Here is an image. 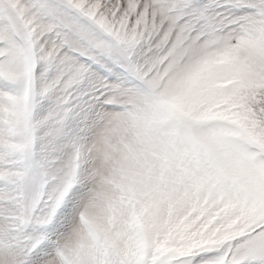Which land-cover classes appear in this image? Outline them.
I'll return each mask as SVG.
<instances>
[{"label":"snow or ice","instance_id":"1","mask_svg":"<svg viewBox=\"0 0 264 264\" xmlns=\"http://www.w3.org/2000/svg\"><path fill=\"white\" fill-rule=\"evenodd\" d=\"M0 264H264V0H0Z\"/></svg>","mask_w":264,"mask_h":264}]
</instances>
